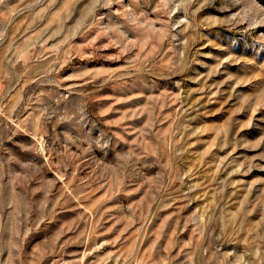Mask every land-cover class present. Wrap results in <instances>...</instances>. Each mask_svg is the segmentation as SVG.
Listing matches in <instances>:
<instances>
[{"label": "rangeland", "instance_id": "rangeland-1", "mask_svg": "<svg viewBox=\"0 0 264 264\" xmlns=\"http://www.w3.org/2000/svg\"><path fill=\"white\" fill-rule=\"evenodd\" d=\"M0 264H264V0H0Z\"/></svg>", "mask_w": 264, "mask_h": 264}]
</instances>
